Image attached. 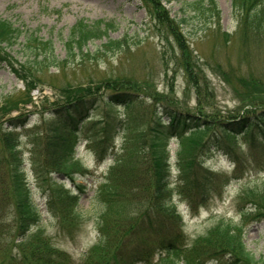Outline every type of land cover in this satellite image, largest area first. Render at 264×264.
Returning <instances> with one entry per match:
<instances>
[{"label": "rangeland", "instance_id": "rangeland-1", "mask_svg": "<svg viewBox=\"0 0 264 264\" xmlns=\"http://www.w3.org/2000/svg\"><path fill=\"white\" fill-rule=\"evenodd\" d=\"M192 1L161 2L170 17L181 24L182 33L177 38L155 20L153 4L148 6L142 0H0V20L23 31H37L41 39L51 40L56 57L54 64L48 58L44 62L34 59L33 64V56L28 58L29 52L20 44L22 38L10 47L0 44V109L5 110L0 111V167L5 170L15 159L23 160L20 169L28 177L32 200L40 215V235L65 251L74 263H79L97 240L96 215L90 208L97 186L111 181L116 170L122 173L141 163L140 151L148 146L146 130L155 116L168 122L169 116L178 112L190 120L205 119L217 127L219 122L254 117L264 108V0H216V26L209 20L198 22L189 17L192 13L188 3ZM78 20L111 23L113 29L110 26L107 38L89 42L82 49L84 58L68 61L64 43ZM109 39L120 44L119 50L103 49ZM191 69L196 74L195 86L187 74ZM15 72L22 78H17ZM30 81L36 87L30 90L28 103L24 84ZM257 84L261 93L255 94L252 88ZM112 91L121 94L123 100L133 101L108 109L105 103ZM69 93H92L97 99L83 122L87 130L80 131L79 141L59 159L57 169L71 174L74 182L64 175L52 176L58 183L64 182L62 210L79 214L72 237L58 233L57 219L46 207L47 184L36 183L32 171V154L38 149L33 133L46 129L53 121L51 110L55 102L65 101ZM258 97L261 99L253 101ZM106 112L121 125L102 146L95 134L102 127ZM23 114H28L24 130L14 129L18 138L10 146L5 145L3 137L9 126L3 123ZM188 137L172 138L160 145L168 158L169 180L174 189L179 187L177 161L198 149V142ZM66 142L69 144L68 137ZM15 145L17 148L12 149ZM252 145L250 148L239 136L227 152L230 156L220 150L204 151L197 159L200 168L192 178H207L211 184L208 200L194 208L178 195H173V200L179 202L176 212L181 218L184 243L211 237L220 227L229 226L255 260L264 264V220L246 223L239 215L240 204L264 203V145ZM112 165L114 173L109 169ZM225 178L230 181L226 183ZM116 181L120 185L123 179ZM111 191L112 188L108 194L115 204L118 193ZM8 242L6 238L0 246L5 247ZM157 258V254H152L149 259L154 263Z\"/></svg>", "mask_w": 264, "mask_h": 264}, {"label": "trees", "instance_id": "trees-1", "mask_svg": "<svg viewBox=\"0 0 264 264\" xmlns=\"http://www.w3.org/2000/svg\"><path fill=\"white\" fill-rule=\"evenodd\" d=\"M142 1L148 6L153 4L155 20L158 19L161 25L167 27L174 37L180 36L181 24L170 17L164 5H161L162 0ZM188 8L191 9L192 14L189 13L191 19L198 22L209 20L213 26L219 23L216 0H194L188 3ZM181 22L184 23L185 19H181ZM110 26L111 23L103 21L90 23L78 20L71 27L64 43L68 61L78 56L84 58L85 53L82 49L89 42L107 38ZM19 38H22L20 44L24 50L30 54L28 58L33 56V64L34 59L39 58L42 62L48 58L50 63L54 64L56 57L51 40L41 39L37 31H23L12 23L0 20V44L10 47L17 44ZM102 46L104 50L120 48L117 41L110 39ZM19 68L26 70L21 65ZM187 74L195 86L196 74L192 69L188 70ZM16 77L22 78L20 74H16ZM24 86L29 103L30 90L36 86L32 81ZM258 87L259 84L252 88L255 94L261 93L257 91ZM120 95L112 91L107 96L108 102L105 104L108 109L133 101L132 98L123 100L121 98L124 97ZM259 99L261 98H255L253 101ZM96 104L97 99L92 93H89V96L69 93L65 101L55 102L51 110L53 121L46 129L33 133L34 144L35 146L37 144L38 148L32 154L34 180L40 185L42 182L47 184L46 207L57 219L58 233L66 237H72L78 225L79 214L62 210L63 194L66 195L62 190L64 183H58L52 176L64 175L73 181L71 174L57 169L59 159L75 146L80 131L87 130L84 127L86 123L83 125V122L89 118V112ZM0 111L5 110L1 108ZM3 115L4 113L1 116ZM27 120L28 114H23L3 123L9 126L3 137L5 145L10 146L14 139L18 138L14 129L21 127L24 130ZM95 123L91 122L92 125ZM219 123L215 127L207 124L205 119L190 120L178 112L171 114L168 122L155 116L146 130L148 146H144L140 151L141 163L122 173L115 167L113 171L111 167L112 173L116 170L114 178L108 183H101L95 191L91 209L96 215L94 223L97 240L77 264H261L246 250L242 239L236 233L230 232L229 226L220 227L211 237L190 244L184 243L185 238L180 232L181 218L176 212L173 195L177 194L190 208H194L205 204L211 194V184L206 177L202 180L192 178L195 170L200 168L198 157L211 149L223 151L225 155L230 156L227 152L239 136L250 148L253 147L252 143H258V147L264 145V108L254 117H238L234 122ZM101 124L102 127L95 135L104 146L105 142L107 144V141L114 137L113 133L121 122L115 117L111 120L109 113L106 112ZM81 126L85 130L80 129ZM28 136L30 137V131ZM187 136L198 142V149L193 154L190 151V154L184 155L186 156L184 159L177 161L179 187L174 189L170 186L168 176V158L164 156L165 150L160 149V145L172 137L181 140ZM67 137L70 145L66 142ZM16 148L17 145L12 147ZM188 157L190 158L187 159ZM22 162L21 158L15 159L13 165L7 164L5 170L2 169L4 167H0V243L6 238L9 239L7 246H0V264L5 261L8 264H76L66 252L55 247L49 238L40 235V215L32 200L28 177L20 169ZM118 178L123 179L120 185L116 184ZM225 180L226 183L229 182L228 178ZM111 188L113 194L118 193L116 194L118 200L114 197L115 204L112 196L108 194ZM179 191L184 195H179ZM107 197L110 201L106 200ZM67 199L71 201L72 197ZM9 213L10 217L7 219ZM239 215L246 223H260L264 220V203L260 205L247 201L240 204ZM152 254L158 255L154 263L149 259ZM107 256L110 258L107 259Z\"/></svg>", "mask_w": 264, "mask_h": 264}]
</instances>
